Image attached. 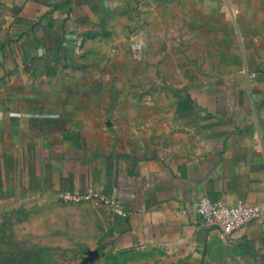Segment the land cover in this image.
Returning <instances> with one entry per match:
<instances>
[{
  "label": "crops",
  "instance_id": "1",
  "mask_svg": "<svg viewBox=\"0 0 264 264\" xmlns=\"http://www.w3.org/2000/svg\"><path fill=\"white\" fill-rule=\"evenodd\" d=\"M90 188L107 249L264 252V216L228 237L196 210L264 199V0H0V203Z\"/></svg>",
  "mask_w": 264,
  "mask_h": 264
},
{
  "label": "rangeland",
  "instance_id": "2",
  "mask_svg": "<svg viewBox=\"0 0 264 264\" xmlns=\"http://www.w3.org/2000/svg\"><path fill=\"white\" fill-rule=\"evenodd\" d=\"M137 33L131 32L130 39ZM141 33V32H140ZM141 35V34H140ZM136 39V38H135ZM134 39V40H135ZM133 43V42H132ZM146 54L145 46L131 47ZM147 52V54L155 51ZM221 72L243 70L241 42H220L217 49ZM242 54V55H241ZM240 57V58H239ZM233 80V79H232ZM85 201L55 200L0 203V264H181L183 257L164 249L111 250L93 238L101 223H86L90 210ZM88 221V220H87ZM203 264H264V252L230 244L222 238L206 249Z\"/></svg>",
  "mask_w": 264,
  "mask_h": 264
},
{
  "label": "built area",
  "instance_id": "3",
  "mask_svg": "<svg viewBox=\"0 0 264 264\" xmlns=\"http://www.w3.org/2000/svg\"><path fill=\"white\" fill-rule=\"evenodd\" d=\"M59 197L63 201L72 202L93 200L114 203L113 200L93 188L85 192L63 190L60 192ZM196 210L202 220L218 225L222 230V234L229 237L237 228L264 216V199L255 204L227 205L221 200H212L207 196H201L196 202Z\"/></svg>",
  "mask_w": 264,
  "mask_h": 264
},
{
  "label": "bare ground",
  "instance_id": "4",
  "mask_svg": "<svg viewBox=\"0 0 264 264\" xmlns=\"http://www.w3.org/2000/svg\"><path fill=\"white\" fill-rule=\"evenodd\" d=\"M137 47H139V44L137 45Z\"/></svg>",
  "mask_w": 264,
  "mask_h": 264
}]
</instances>
